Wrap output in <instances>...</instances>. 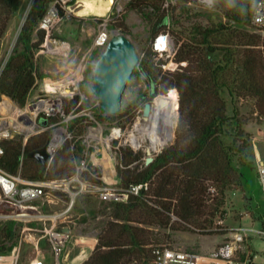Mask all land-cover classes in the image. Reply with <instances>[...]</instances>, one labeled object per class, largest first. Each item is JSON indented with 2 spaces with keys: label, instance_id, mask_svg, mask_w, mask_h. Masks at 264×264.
<instances>
[{
  "label": "trees",
  "instance_id": "obj_1",
  "mask_svg": "<svg viewBox=\"0 0 264 264\" xmlns=\"http://www.w3.org/2000/svg\"><path fill=\"white\" fill-rule=\"evenodd\" d=\"M75 1L70 0L68 5ZM260 1L214 0V8L226 20L209 25L196 23L191 27H185L177 17L174 20L171 17L170 22L169 9L163 7L165 0L129 2V7L139 11L151 24L153 37L172 32L177 43H181L175 55L176 70L163 71L160 63L148 58L142 60L140 67L161 91L178 90L179 121L174 143L149 165L141 166L142 154L131 147L118 148V192L128 193V199L108 203L111 219L101 229L94 252L83 264H153V246L161 244V230L216 232L213 229L216 218L225 220L224 206L241 174L233 164L232 154L246 158L249 147L248 141L238 144L234 138L229 145L224 140L231 120L228 96L250 102L264 118V35L251 23ZM52 2H33L19 43L1 70L0 101L9 98L18 107H25L38 81L43 79L36 52L42 49L46 31L39 29V23ZM21 6L22 0H0V48ZM65 15L66 10L60 8V16ZM113 26L124 34L127 31L124 20L118 19ZM137 72L135 69L134 73ZM84 108L76 97L66 103L65 111L80 114ZM85 118L72 119L70 129ZM40 121L50 125L56 118L41 115ZM78 134L64 142L44 170L28 153L47 144L51 130L36 133L27 141L21 134L12 139L0 138L5 151L0 168L29 181L68 180L76 174L82 150L74 145ZM82 179L106 185L102 172L91 166ZM139 184H148V189H142L139 194L129 191ZM213 187L217 192L212 197ZM259 220L264 227V213ZM21 224L12 220L0 225V254L9 255L18 244ZM168 237L165 234L162 239Z\"/></svg>",
  "mask_w": 264,
  "mask_h": 264
},
{
  "label": "rangeland",
  "instance_id": "obj_2",
  "mask_svg": "<svg viewBox=\"0 0 264 264\" xmlns=\"http://www.w3.org/2000/svg\"><path fill=\"white\" fill-rule=\"evenodd\" d=\"M34 1L22 0L20 11L10 22L0 48V72L19 43L23 25ZM130 1L114 0L113 3L110 0L106 15L76 12L70 7L71 5H68L66 15L61 17L55 28L50 32L46 31V39L42 44V49L36 52L39 72L43 74V79L38 81L31 92L26 106L20 109L8 98L0 101V116L7 118L6 122L11 118V122L16 125L13 131L17 133L16 135H23L25 141L32 135L48 129L51 130L53 135L56 129L61 128L64 139L66 136H71L67 139H74L75 133L80 132L74 140V145L76 144V146L82 148L78 160L86 157L89 165L92 168L99 169L103 175L106 171L117 173V151L120 146L131 147L134 152H138V149H140L138 144H135L132 140L136 133L134 129H131V117L128 116L126 107L135 101L139 91L144 92L146 89L148 77L140 68L142 60L148 58L160 63L163 71H174L178 68V63L175 62V57L171 52L161 54L156 51L154 47L155 37L151 34V24L139 11L129 7ZM163 7L169 9V15L173 20L174 17L175 19L176 17L181 19L185 27H191L196 23L209 25L226 20L222 13L214 8V5L209 7L200 0H165ZM118 19L124 20L127 26L125 35L135 45L140 61L136 67L138 72L133 73L124 92L121 112L115 115H107L101 111L102 107L92 93V87L95 83L94 68L106 49V45H99L97 39L105 28L112 35L121 32L120 29L113 26V23H116ZM170 34L175 40L177 49H179L181 43H177L172 32ZM48 38H58L68 42L70 45L69 54L65 56L48 53L46 51ZM34 41H37V38H34ZM47 90L50 91V96ZM176 90L171 89V91ZM76 97L80 98V105H84V110L80 114H67L65 111L66 103ZM47 98L62 100L63 111L52 116L56 118V121L50 125L40 121L41 114H36L34 111L36 104ZM228 101L231 120L224 140L229 145L232 144L234 138L238 144L248 141L249 147L246 158L232 154L233 164L242 175L239 174L235 190L229 192L228 203L224 206L227 212L225 220L220 221L219 216L216 218L213 228L216 232H212V229L205 231L179 229L170 233L165 230L160 231L159 243H168L170 250L181 251L192 256V264H225L224 261L213 258L212 253L219 246L231 240L233 232L239 227L261 229L263 226L259 220L261 214L264 213V198L258 167L264 164V118L258 115V111L248 101L236 100L230 96H228ZM179 106L178 95L177 104L175 105L171 101L169 108L170 120L173 123L172 136L166 140L164 145L153 143V155L155 157L161 150L163 151L164 148L175 141L179 121ZM80 116L86 118L76 122L74 129H70L72 119ZM17 126H23V129L21 130ZM90 127L97 128L98 133L94 132L93 135L89 133ZM142 144L148 146L144 141H142ZM147 157L148 155L144 150L140 161L141 166L146 165ZM71 190H74L73 187ZM216 192L217 190L215 192L210 190L212 197ZM83 193L89 194V192ZM50 194L53 201L47 202L45 206V210L48 212L63 210L70 202V196L72 195L68 191H53ZM108 203H101L98 206L100 209H105V205H108ZM11 210L0 198V213L10 212ZM80 213L81 210L79 209V213L77 211L74 215L78 221L89 217ZM7 221H12V219L1 217L0 225H4ZM19 223H22L20 234H22L26 225H32L24 221ZM217 224L223 228H219ZM165 234H169V237L162 239ZM40 246L43 249H48V245L44 243V240H41ZM243 248L258 253L257 261L264 262V242L260 237L247 238L243 243ZM42 255L43 251H39L32 241L25 239L21 244L18 264H30L32 260L41 258Z\"/></svg>",
  "mask_w": 264,
  "mask_h": 264
},
{
  "label": "built area",
  "instance_id": "obj_3",
  "mask_svg": "<svg viewBox=\"0 0 264 264\" xmlns=\"http://www.w3.org/2000/svg\"><path fill=\"white\" fill-rule=\"evenodd\" d=\"M70 0H53L45 15L39 23V29L50 32L55 28L61 20L60 8L66 10ZM205 5L212 7L213 0H200ZM171 22L172 18L169 15ZM251 23L254 27L264 34V0H261L251 18ZM112 33L105 28L98 36L97 43L101 46L107 45ZM154 47L159 53H172L175 57L178 49L174 38L170 32L160 33L155 37ZM44 48V47H43ZM179 48V47H178ZM46 51L53 55H68L70 45L68 42L58 38H48ZM5 65V64H4ZM178 65V64H177ZM3 69V68H2ZM1 73V72H0ZM50 96V91L47 90ZM4 101V100H3ZM1 103V102H0ZM36 114L52 117L63 111L62 100L47 98L40 100L34 107ZM1 114V111H0ZM22 116V115H20ZM0 116V138L12 139L17 133L13 131L14 123L11 118ZM18 127V126H17ZM23 129V126H19ZM120 131V129H119ZM98 133L97 128L90 127L89 133ZM120 133V132H119ZM64 139L61 128L55 130L51 139L47 143V152L50 155L49 165L54 160V157L62 147L67 138ZM5 151L0 144V159ZM48 165V166H49ZM90 165L86 157H82L76 163V174L68 179H52L29 181L20 176L12 175L0 168V198L5 205L12 210L10 212L0 213V218L5 217L18 222H27L32 225H26L21 238L12 252L9 255L0 254V264H18V255L23 241H32L39 251H42L39 240L43 239L48 243L51 253L54 257L55 264H62L63 254L72 240L71 230L64 228L63 224L70 220L71 212L75 205L76 197L82 192H96L104 201L122 200L128 198V193L118 192L110 185H96L86 182L82 179V174L89 169ZM261 190L264 198V164L258 167ZM73 187L74 190H71ZM142 189H148V184H139L132 186L129 191L139 194ZM53 191H68L71 195V200L68 205L61 211L48 212L45 210L47 202H52L51 192ZM211 191L215 192L216 188ZM258 236L264 242V227L256 229L255 227H239L233 232L231 240L219 246L213 253L212 257L224 261L225 264H264L258 262V253H254L251 249H244L243 243L247 238ZM154 260L153 264H192L191 257L187 253L181 251H172L168 245L159 244L153 246ZM30 264H45L42 258L32 260Z\"/></svg>",
  "mask_w": 264,
  "mask_h": 264
},
{
  "label": "water",
  "instance_id": "obj_4",
  "mask_svg": "<svg viewBox=\"0 0 264 264\" xmlns=\"http://www.w3.org/2000/svg\"><path fill=\"white\" fill-rule=\"evenodd\" d=\"M112 1L114 3V0ZM139 61L136 47L127 35L117 32L111 36L105 51L95 65V83L92 87V93L105 114L115 115L121 112L124 92ZM9 100L13 103L11 99ZM146 113L148 114V109ZM153 149L152 145L147 147L146 165L151 164L155 159ZM28 157L36 159L41 170L47 168L50 160L47 144L30 151Z\"/></svg>",
  "mask_w": 264,
  "mask_h": 264
},
{
  "label": "crops",
  "instance_id": "obj_5",
  "mask_svg": "<svg viewBox=\"0 0 264 264\" xmlns=\"http://www.w3.org/2000/svg\"><path fill=\"white\" fill-rule=\"evenodd\" d=\"M103 180L106 185H110L112 188L118 190L120 178L116 172L111 173L110 171H106L103 175ZM127 199L124 197L122 200L126 201ZM106 202L111 201L102 200L96 192H89V194L82 192L76 197L71 218L63 224L64 228L72 232V240L63 254V264H83L92 255L98 244L101 229L106 221L111 219V207L105 205V209H100L98 206L101 203L106 204ZM79 209L81 210V215H88L89 217L78 221L74 215L77 211L79 213ZM41 240H39L40 244ZM41 249L43 251L41 258L45 260V264H55L49 245L48 249H43V247Z\"/></svg>",
  "mask_w": 264,
  "mask_h": 264
},
{
  "label": "flooded vegetation",
  "instance_id": "obj_6",
  "mask_svg": "<svg viewBox=\"0 0 264 264\" xmlns=\"http://www.w3.org/2000/svg\"><path fill=\"white\" fill-rule=\"evenodd\" d=\"M170 92L171 89L166 92L161 91L157 84L148 79L145 91H139L135 101L126 107V112L131 117V129H134L136 133L134 137L140 148L138 152L141 154L145 150L148 155L147 147L154 143L150 136L151 131L154 129L155 134L160 136L167 126L166 122H171L169 108L172 97ZM142 141L148 146L142 144Z\"/></svg>",
  "mask_w": 264,
  "mask_h": 264
},
{
  "label": "bare ground",
  "instance_id": "obj_7",
  "mask_svg": "<svg viewBox=\"0 0 264 264\" xmlns=\"http://www.w3.org/2000/svg\"><path fill=\"white\" fill-rule=\"evenodd\" d=\"M108 2H110V0H76L75 3H73L70 7L76 12H82V13H87V14L94 13V14L106 15L108 13L107 12L108 11V5H109ZM170 95L172 97L171 101L173 102V104L176 105L177 100H178L177 92L171 91ZM31 122H32V120H31ZM166 123H167V126H166L164 132L160 136H157L155 134L154 129L151 131L150 136H151L152 140L154 141V143L159 144V145H164L166 140L172 136L171 129L173 128V123L172 122H169V123L166 122ZM155 126H153V127H155ZM132 140L135 144H137L135 137H132Z\"/></svg>",
  "mask_w": 264,
  "mask_h": 264
}]
</instances>
